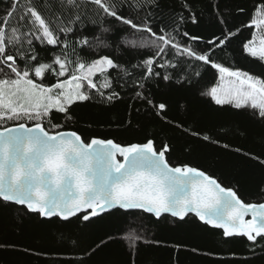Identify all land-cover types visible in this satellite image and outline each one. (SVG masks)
Instances as JSON below:
<instances>
[{
	"label": "snow or ice",
	"instance_id": "1",
	"mask_svg": "<svg viewBox=\"0 0 264 264\" xmlns=\"http://www.w3.org/2000/svg\"><path fill=\"white\" fill-rule=\"evenodd\" d=\"M55 7L58 11L53 12L49 4L51 14L45 15L36 0L24 5L10 0L0 17V207L22 206L19 211L24 217L36 214L48 221L77 218L84 222L110 209H141L155 218L147 225L141 223L146 231L158 226L165 214L178 228L191 213L204 224L222 229L225 238L243 236L252 245L264 240V202L246 203L237 190L222 186L205 171L188 163L173 165L169 143L147 137L128 144L99 137L86 141L78 131L63 130L64 124L52 121L53 112L63 114L65 123L74 120L72 106L94 96L109 104L120 100L121 90L131 91L132 99L162 114L167 105L154 103L148 85L159 87L175 77L178 83L194 87L201 72L185 75L193 67L191 62L210 66L222 82L201 95L216 105L250 110L264 121V79L212 59L216 49L225 48L241 31L229 27L233 10L227 4L222 10L220 0L211 4L221 35L205 41L206 50H197L191 42L202 38L181 31L188 20L198 22L188 0H182L181 14H166L161 0H59ZM125 9L146 10L147 14L138 22L125 15ZM184 11L190 15L186 17ZM235 12L244 15L246 9L237 6ZM257 23L264 24V2L254 6L247 26ZM89 25L99 27L101 35L141 34L127 48L151 50V55L130 64L122 63L112 51L102 54L112 45L101 35L85 34ZM37 44L58 49L50 53V62H44ZM121 47L123 42L116 50ZM243 51L264 62V38L259 47L254 40L245 42ZM48 74L57 77V82L45 85ZM225 77L229 78L227 86ZM202 139L210 141L211 137L205 134ZM245 155L264 165L260 157ZM124 239L135 249L144 237L136 233ZM12 247L0 244V248ZM260 247L264 249V244Z\"/></svg>",
	"mask_w": 264,
	"mask_h": 264
},
{
	"label": "trees",
	"instance_id": "2",
	"mask_svg": "<svg viewBox=\"0 0 264 264\" xmlns=\"http://www.w3.org/2000/svg\"><path fill=\"white\" fill-rule=\"evenodd\" d=\"M26 2L20 0L21 5ZM161 2L166 14H181L182 0ZM188 2L196 12L198 22L193 24L188 20L181 31L201 37V40L191 42L192 46L206 50L208 45L205 41L221 35V25L211 8L215 0ZM262 2L264 0H220L222 10H225V4L233 10L229 27L233 30L241 28V31L225 48L216 49L212 59L264 79V62L243 51V44L253 40L256 33L255 25L247 26L253 18L254 6ZM36 3L45 15L51 14L49 4L53 5V12L58 11L55 5L59 0H36ZM237 6L244 7L246 13H236ZM9 7L10 0H0V17ZM146 14V10L125 9V15L138 22H142ZM182 14L190 15L187 11ZM157 22L163 23L162 20ZM104 26L107 27V23ZM89 30L85 34L101 35L99 27L89 25ZM140 35L102 34L101 39L112 45L102 54L112 51L121 57L122 63H139L142 56L151 55V50L131 49L127 44L139 41ZM121 42L124 47L117 51V44ZM184 42L188 43L186 38ZM37 51L44 62H50V53L58 49L37 44ZM191 63L193 67L187 68L185 75L193 74L194 70L201 72L199 83L194 87L178 83L175 77L159 87L155 83L148 85L154 103L167 105L162 114L158 115L145 102L132 99L134 94L131 91L121 90L123 98L120 100L109 104L94 96L90 101L72 106L74 120L65 123L63 114L53 112L52 121L64 124L63 130L78 131L86 141L99 137L128 144L142 142L147 137L158 143L167 142L172 149L168 158L173 165L188 163L203 169L223 185L237 190L245 201L264 202V165L245 155L249 153L264 160V121L250 110L216 105L210 97L201 95L202 91L218 83V73L210 66L200 67L197 62ZM57 79L48 74L43 83L50 85ZM192 79L195 81L197 78L192 75ZM192 131L201 135L192 136ZM205 134L211 137L210 141L202 139ZM224 144L229 147L224 148ZM237 148L241 151H235ZM21 207H0V244L14 245L12 248H0V264H264V249L260 247L264 240L252 245L243 236L225 238L222 229L204 224L194 214H190L178 228L170 223V215H165L158 226L151 225V230L146 231L141 223L147 225L150 219L155 218L142 210L115 209L91 222H84L77 218L70 221L52 218L48 221L36 214L24 217L19 211ZM136 233L143 235L144 240L132 249L124 237ZM177 245H180L179 250Z\"/></svg>",
	"mask_w": 264,
	"mask_h": 264
},
{
	"label": "rangeland",
	"instance_id": "3",
	"mask_svg": "<svg viewBox=\"0 0 264 264\" xmlns=\"http://www.w3.org/2000/svg\"><path fill=\"white\" fill-rule=\"evenodd\" d=\"M257 19L259 20L260 17H257ZM255 27H256V33H255L253 40H254L255 46L259 47L260 46V40L262 38H264V24L257 23V25H255ZM228 80H229V78L225 77V81L223 82L224 86L228 85ZM221 83L222 82L219 80L217 84H221Z\"/></svg>",
	"mask_w": 264,
	"mask_h": 264
},
{
	"label": "water",
	"instance_id": "4",
	"mask_svg": "<svg viewBox=\"0 0 264 264\" xmlns=\"http://www.w3.org/2000/svg\"><path fill=\"white\" fill-rule=\"evenodd\" d=\"M11 126V125H10ZM30 126V125H29ZM115 141V140H114ZM194 167V166H193ZM200 169V168H199ZM201 170H203V169H201ZM204 171V170H203ZM206 172V171H205ZM207 173V172H206ZM208 174V173H207ZM214 178H216L215 176H213ZM218 179V178H217ZM218 182H220L219 180H218ZM221 183V182H220ZM222 184V183H221ZM222 186H224V187H227V186H225V185H223L222 184ZM239 195V194H238ZM240 196V195H239ZM241 198V197H240ZM242 199V198H241ZM242 200H244V199H242ZM245 201V200H244ZM246 203H261V202H247V201H245ZM115 209H118V208H115ZM115 209H110V210H108L107 212H110V211H112V210H115ZM122 210H124V209H122ZM134 210H141V209H129V210H126V211H134ZM143 211V210H142ZM107 212H105V213H107ZM102 214H104V213H101L100 215H102ZM191 214V213H190ZM189 214V215H190ZM165 215H170V214H165ZM246 219H250V216L249 217H246Z\"/></svg>",
	"mask_w": 264,
	"mask_h": 264
}]
</instances>
